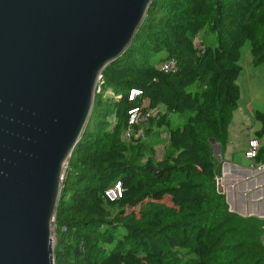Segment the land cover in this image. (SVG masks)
<instances>
[{"label":"trees","instance_id":"16d2710c","mask_svg":"<svg viewBox=\"0 0 264 264\" xmlns=\"http://www.w3.org/2000/svg\"><path fill=\"white\" fill-rule=\"evenodd\" d=\"M247 41L253 64H263L264 0H153L130 46L103 70L69 158L56 264H264V218L231 210L213 143L222 152L229 142ZM132 109L140 120L126 138ZM254 118L261 139L264 109ZM254 159L264 163V143ZM117 183L122 194L111 199Z\"/></svg>","mask_w":264,"mask_h":264},{"label":"water","instance_id":"95a60500","mask_svg":"<svg viewBox=\"0 0 264 264\" xmlns=\"http://www.w3.org/2000/svg\"><path fill=\"white\" fill-rule=\"evenodd\" d=\"M152 2L0 0V264H56L51 223L69 158L103 70Z\"/></svg>","mask_w":264,"mask_h":264},{"label":"crops","instance_id":"0c3cea01","mask_svg":"<svg viewBox=\"0 0 264 264\" xmlns=\"http://www.w3.org/2000/svg\"><path fill=\"white\" fill-rule=\"evenodd\" d=\"M248 108L249 111L251 110L250 108L255 111L252 105ZM240 109L241 107L239 108L238 106L237 110L234 112L233 121L229 127V142L225 150L222 152L220 145V153L223 154V160H221V162L224 163L222 178L225 179L227 187L225 190L220 186V189L223 190L229 205L236 212L243 216L264 217V168H262V163H257L255 159H251L245 155L246 150L249 148V140L255 137L252 133L255 132L259 126H261L259 125L260 123L258 125L256 123L255 129L249 132L247 140L242 143L241 149L244 150L243 160L236 157V151L233 150L230 144V129L235 124V120ZM252 117L254 118L253 113ZM240 119L242 120V118ZM242 124L243 123L241 122L240 126ZM243 132L245 133L244 130ZM258 140L261 144L264 143L263 140ZM245 160L247 161L245 162ZM252 187L254 188L251 191H248V189H251ZM245 189L247 190L245 191Z\"/></svg>","mask_w":264,"mask_h":264},{"label":"rangeland","instance_id":"374dc122","mask_svg":"<svg viewBox=\"0 0 264 264\" xmlns=\"http://www.w3.org/2000/svg\"><path fill=\"white\" fill-rule=\"evenodd\" d=\"M207 36L210 38V40L213 37L211 33H209ZM240 65L242 66V70L238 78V84L241 88V98L239 100V108L241 107V109L236 117L235 124L230 129V144L233 150L236 151V157L243 160L244 150L241 149L242 143L247 140L249 132L255 129L256 123L257 125L260 123L252 117V113L254 115V111L252 108H250L251 110L249 111L248 107L252 105L255 111L261 108L264 109V63L258 66L253 64L251 44L249 41H247L242 48ZM173 118L177 117L174 115ZM185 118V116L183 118H179L178 122L182 123ZM240 118H242V120ZM175 121L177 122V120ZM241 122L243 124L240 126ZM260 127L261 126H259L258 129H260ZM243 130L245 131V133L243 132ZM255 132L252 133L254 136ZM165 136L166 134L162 133V135L160 136L161 140L160 142H158L159 145L157 147V151L159 156H162L164 152V145L166 142ZM260 140L264 141V136ZM219 158L221 162V160H223V154H221L220 152L219 156H217V160H219ZM246 161L247 160H245V162ZM221 165L223 170L224 163L221 162ZM253 188L254 187L248 189V191H251ZM246 190L247 189H245V191Z\"/></svg>","mask_w":264,"mask_h":264},{"label":"built area","instance_id":"2783aa9c","mask_svg":"<svg viewBox=\"0 0 264 264\" xmlns=\"http://www.w3.org/2000/svg\"><path fill=\"white\" fill-rule=\"evenodd\" d=\"M174 64V61L171 62H167L163 64V68L165 70H169L170 66ZM102 80V79H101ZM101 89V81L99 82V86H98V90L99 91ZM140 91L137 89H133L131 92V98H134V96L139 95ZM140 120V115H139V110L138 109H132L130 111V117H129V123L130 126L129 128L125 131L124 136L126 138H130L133 134H134V130L132 128V125H134L135 123H137ZM261 145V142L253 137L249 140V148L246 150L245 155L251 159H254L258 153V149ZM68 165V164H67ZM262 168H264V163H262ZM64 177V176H63ZM64 179V178H63ZM107 196L111 199H114L116 197L121 196L122 194V189H121V184L117 183L116 186L112 189H109L106 192ZM56 219L54 218L52 223H51V230H52V235L54 240L56 239V230H57V226H56Z\"/></svg>","mask_w":264,"mask_h":264},{"label":"bare ground","instance_id":"6f19581e","mask_svg":"<svg viewBox=\"0 0 264 264\" xmlns=\"http://www.w3.org/2000/svg\"><path fill=\"white\" fill-rule=\"evenodd\" d=\"M219 182H220V186L226 190V189H227V187H226L225 179H224V178H222V179H220V181H219ZM259 211H260V210H259Z\"/></svg>","mask_w":264,"mask_h":264}]
</instances>
